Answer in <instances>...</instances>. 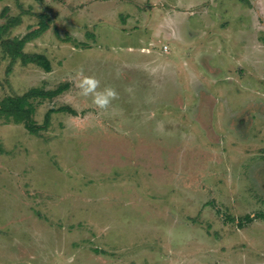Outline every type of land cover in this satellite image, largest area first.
Wrapping results in <instances>:
<instances>
[{"label": "rangeland", "instance_id": "1", "mask_svg": "<svg viewBox=\"0 0 264 264\" xmlns=\"http://www.w3.org/2000/svg\"><path fill=\"white\" fill-rule=\"evenodd\" d=\"M4 24L0 102L65 85L32 117L74 112L0 115V264H264V0H0Z\"/></svg>", "mask_w": 264, "mask_h": 264}, {"label": "trees", "instance_id": "2", "mask_svg": "<svg viewBox=\"0 0 264 264\" xmlns=\"http://www.w3.org/2000/svg\"><path fill=\"white\" fill-rule=\"evenodd\" d=\"M39 1V0H37ZM12 25V21H9V27ZM7 27V24H4L3 29L9 28ZM44 27H39L36 30H32L28 33H26L22 38L18 39L19 47H21L25 42L32 39L34 36H38L42 31ZM21 56L22 61L24 63H34L42 68H44L46 71L50 70V62L47 58H45L41 54H32V55H26L22 52L20 54H15L14 56ZM65 85H61L56 87L54 90H40L38 88H30L27 92H25L21 96L17 97H7L3 99L0 102V115L7 118L12 119L16 123H23L24 127L33 134L38 133L40 130L46 128L49 123L50 115L53 111H70L74 112L71 108L68 106H61L58 108H51L49 109L45 114V119L42 125H36L35 120L33 119L32 115L34 114L35 105L32 102L34 98H48L55 95L60 94L64 89ZM261 218L264 219V214H261ZM247 221H251L253 218L251 216H246Z\"/></svg>", "mask_w": 264, "mask_h": 264}, {"label": "clouds", "instance_id": "3", "mask_svg": "<svg viewBox=\"0 0 264 264\" xmlns=\"http://www.w3.org/2000/svg\"><path fill=\"white\" fill-rule=\"evenodd\" d=\"M77 76L79 79L75 83L81 95L85 97L91 95L92 103L98 108H106L111 100L116 98L117 93L114 88L105 86L103 89H100V81L94 76L84 75L82 68L77 71Z\"/></svg>", "mask_w": 264, "mask_h": 264}, {"label": "crops", "instance_id": "4", "mask_svg": "<svg viewBox=\"0 0 264 264\" xmlns=\"http://www.w3.org/2000/svg\"><path fill=\"white\" fill-rule=\"evenodd\" d=\"M163 47H165L166 48V46L164 45Z\"/></svg>", "mask_w": 264, "mask_h": 264}, {"label": "built area", "instance_id": "5", "mask_svg": "<svg viewBox=\"0 0 264 264\" xmlns=\"http://www.w3.org/2000/svg\"><path fill=\"white\" fill-rule=\"evenodd\" d=\"M165 48V47H164Z\"/></svg>", "mask_w": 264, "mask_h": 264}]
</instances>
